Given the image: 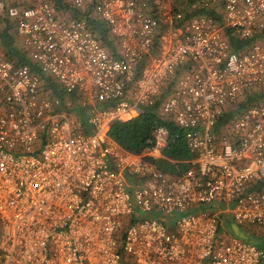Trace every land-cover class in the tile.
<instances>
[{
	"label": "built area",
	"instance_id": "built-area-1",
	"mask_svg": "<svg viewBox=\"0 0 264 264\" xmlns=\"http://www.w3.org/2000/svg\"><path fill=\"white\" fill-rule=\"evenodd\" d=\"M61 1H0L38 69L0 42V264H264V247L222 232L264 228V101L241 108L264 92V0ZM229 31L257 39L236 51ZM142 108L184 131L186 171L157 164L164 126L140 154L111 136Z\"/></svg>",
	"mask_w": 264,
	"mask_h": 264
},
{
	"label": "trees",
	"instance_id": "trees-1",
	"mask_svg": "<svg viewBox=\"0 0 264 264\" xmlns=\"http://www.w3.org/2000/svg\"><path fill=\"white\" fill-rule=\"evenodd\" d=\"M188 6L197 0H187ZM183 4H181L182 6ZM183 5V6H185ZM58 7L60 10H68L69 7L58 0ZM71 15L75 18H83L87 21L90 28L97 34L100 40L108 45H113L114 40L110 35L108 25L93 12L81 13L78 11H71ZM219 18V13L210 12ZM0 42L3 47L9 52L11 59L16 64H29L33 72H38L34 63L31 62L25 51L19 49L16 45V28L15 23L8 18L0 19ZM231 45L236 51H243L251 46L257 38L251 40H240L238 37L232 35L231 31L228 32ZM24 51V52H23ZM46 90H52L56 95L64 97L59 85L51 78H44ZM264 101V92L257 91L248 94L246 100L241 105V108H249L257 106ZM233 113H227L225 117L220 119L217 130L220 132L222 127L230 121ZM159 126L168 128L170 133V140L167 148L164 150V158L157 161L159 168L169 174L176 175L186 171L191 165L190 162L195 158V155L190 152L184 131L173 121L161 116L158 110L151 108H142L140 114L129 121L118 122L113 125L110 134L118 141L125 149L134 153H143L151 144L153 133ZM264 183L258 185L261 189ZM254 235V234H253ZM255 236V235H254ZM259 239V238H258Z\"/></svg>",
	"mask_w": 264,
	"mask_h": 264
},
{
	"label": "rangeland",
	"instance_id": "rangeland-1",
	"mask_svg": "<svg viewBox=\"0 0 264 264\" xmlns=\"http://www.w3.org/2000/svg\"><path fill=\"white\" fill-rule=\"evenodd\" d=\"M2 1L3 3L7 4V5H21V6H28V5H31L34 0H0ZM3 19V18H2ZM1 29V28H0ZM16 45L18 46L19 49H23V45H22V42L20 41V39L17 37L16 35ZM24 52V51H23ZM225 207L224 205H220L219 208L216 210L214 209V211H220V210H224ZM230 224H232V222H230ZM228 226H229V223H225L224 225V228H223V233H225L226 231H231L230 229H228ZM245 232L252 238L254 237L253 233H254V230H245ZM255 235H259L261 236V244L260 246L261 247H264V228H258L257 232Z\"/></svg>",
	"mask_w": 264,
	"mask_h": 264
},
{
	"label": "water",
	"instance_id": "water-1",
	"mask_svg": "<svg viewBox=\"0 0 264 264\" xmlns=\"http://www.w3.org/2000/svg\"><path fill=\"white\" fill-rule=\"evenodd\" d=\"M231 231L234 235L238 236L243 240H250L252 243L256 245H260L261 241L258 239H251L249 235H247L241 228L236 224H231Z\"/></svg>",
	"mask_w": 264,
	"mask_h": 264
},
{
	"label": "crops",
	"instance_id": "crops-1",
	"mask_svg": "<svg viewBox=\"0 0 264 264\" xmlns=\"http://www.w3.org/2000/svg\"><path fill=\"white\" fill-rule=\"evenodd\" d=\"M257 230H258V229L254 230V233H255V234H256ZM256 238H259L258 240H260V239H261V236H259V235H255L254 237H252V239H256Z\"/></svg>",
	"mask_w": 264,
	"mask_h": 264
}]
</instances>
